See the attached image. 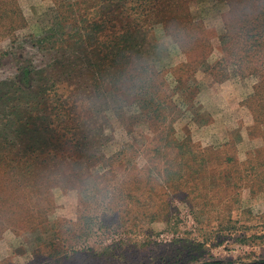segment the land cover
Here are the masks:
<instances>
[{
    "label": "trees",
    "instance_id": "trees-1",
    "mask_svg": "<svg viewBox=\"0 0 264 264\" xmlns=\"http://www.w3.org/2000/svg\"><path fill=\"white\" fill-rule=\"evenodd\" d=\"M20 1L0 0V43L10 44L0 57L28 45L47 60L41 67L21 69L23 78L0 81L2 189L17 198L13 200L30 198L24 216H3L0 211V237L6 230L16 235L22 229L38 231L55 207L54 190L95 193L79 199L77 222L57 219L55 231L49 227L51 240H32L36 250L28 264H117L119 259L132 261L133 254L139 262V252L150 253L151 262L137 264H157L161 247L171 245L133 237L148 235L155 224L176 231V203L199 225L196 237L180 242L194 252L192 248L205 246L214 229L236 224L232 217L242 213L240 207L235 212L233 198L243 188L264 193V145L258 155L247 152L240 160L232 142L201 147L190 137L175 139L166 82L143 61L146 37L156 27L185 60H203L212 53V31L194 21L190 10L198 0H42L49 2V26L40 36L25 39L18 36L26 28ZM222 1L228 11L220 39L228 47L217 64L230 63L240 79L256 80L244 104L253 128L264 138V0ZM76 82L79 90L102 103L91 98L82 109L72 88ZM109 97L136 106L156 132L155 142L143 148L146 164L141 170L131 153L122 150L107 158L100 151L110 141L103 115ZM98 166L101 170L92 174ZM96 233L127 238L94 249L89 243ZM238 235L247 241L245 233ZM158 264L170 263L162 258Z\"/></svg>",
    "mask_w": 264,
    "mask_h": 264
},
{
    "label": "rangeland",
    "instance_id": "rangeland-1",
    "mask_svg": "<svg viewBox=\"0 0 264 264\" xmlns=\"http://www.w3.org/2000/svg\"><path fill=\"white\" fill-rule=\"evenodd\" d=\"M48 6L49 2L42 0L20 1L26 22V28L18 33L20 39L40 36L49 26L51 18L47 12ZM190 10L194 21L202 22L208 30L212 31L215 42L211 54L203 60L191 58L185 60L178 46L164 36L159 27L155 28L152 36L148 34L143 51V61L153 65L160 73L159 79H164L166 82L167 94L173 106L167 113L173 122V136L178 141L190 137L201 147L208 145L219 147L232 142L238 150L240 160L245 158L247 152L256 156L264 145V138L258 130L253 128V117L244 104V100L252 93V86L256 80L251 77L240 79L230 63L220 66L217 64L222 57L221 51L224 52L228 47L225 41L220 39L223 35V22L227 16L228 6L222 0H198L190 5ZM9 46L7 40L2 41L0 52L8 50ZM189 59H191V65L187 66ZM46 60L45 56L28 45L22 49L17 47L7 56L0 57V81L14 76L23 78L21 69L30 65L41 67ZM182 65L185 66L181 67ZM79 86L80 83L76 82L72 88L74 92H77L75 96L83 104L82 109H85L84 105L91 104V98L94 99L93 102L102 103L96 95L94 97L83 89L79 90ZM108 102L109 108L103 112V115L108 120L104 126L105 133L110 135V141L104 143L100 151L107 158L122 150L123 153H131L137 157V168L141 170L146 164L143 148L149 142H155L156 132L149 128V122L140 114L136 106H127L120 100L110 97ZM86 113L83 111L84 116ZM126 160L128 161L129 158ZM125 166H129L128 163ZM100 170L101 167L98 166L91 173L94 174ZM4 182L6 180L0 175V206L7 200L12 202L7 201L5 207L0 209L3 212L2 215H12L16 218L24 216L28 212L29 196L13 200L17 198L11 197V194H6L2 189ZM216 183L211 185L215 187ZM226 183L227 180L224 181V184ZM39 194V192L36 193V195ZM93 194L95 193L82 192L80 195L77 190L66 192L54 190L52 195L55 207L46 213L47 223L40 226L38 231L22 229L16 235L6 230L2 234L0 263L28 264L33 260V252L36 250V244H33L32 240H38L41 244L43 240H51L52 237H47L52 232L49 227L55 231L52 226L57 219L77 222L79 199L81 196L82 198L85 196V200L90 199ZM15 201L18 202L15 204ZM175 205L178 209L172 213V219L178 224L176 231L171 232L162 224H155L150 226L153 231L150 229L146 231L148 235L133 237L135 240L147 237L159 245H171L164 250V247H161V252L157 254L162 255L155 260L157 264L162 258L168 260L170 264H264V193L252 194L248 189L243 188L240 196L233 198L235 212L240 207L239 213H242L238 218L232 217L236 224L231 223L222 229H214V233L208 237L205 246L201 249L192 248L194 252L180 242L196 237L199 225L194 222L184 205L177 203ZM36 213H39L38 210ZM40 221L41 219L38 220ZM239 232L246 234L247 241L242 242ZM126 238L121 233L108 235L96 233L91 237L89 245L98 249L100 243L109 245L112 241L120 242ZM139 253L140 263L151 262L148 259L151 256L150 253ZM131 258L132 261L128 262L119 259L120 262L117 261V264L139 263L136 262V254H133Z\"/></svg>",
    "mask_w": 264,
    "mask_h": 264
}]
</instances>
